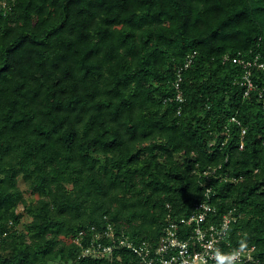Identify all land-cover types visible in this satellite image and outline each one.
<instances>
[{"label":"trees","instance_id":"obj_1","mask_svg":"<svg viewBox=\"0 0 264 264\" xmlns=\"http://www.w3.org/2000/svg\"><path fill=\"white\" fill-rule=\"evenodd\" d=\"M256 54L264 0H0V264H119L69 238L110 221L156 245L207 185L225 249L264 264V70L244 96L225 59Z\"/></svg>","mask_w":264,"mask_h":264},{"label":"built area","instance_id":"obj_2","mask_svg":"<svg viewBox=\"0 0 264 264\" xmlns=\"http://www.w3.org/2000/svg\"><path fill=\"white\" fill-rule=\"evenodd\" d=\"M228 58L242 66L243 74L239 83L243 88L244 96H249L256 87L253 79L254 71L255 69L264 70V60L259 54L252 57L241 55L229 57L226 55L225 59ZM191 61L192 56H188L184 65L178 70L175 85L178 90L177 99L179 101H184L180 86L182 71L189 66ZM232 121L241 123L236 115L232 116ZM241 127L242 141L240 147L243 148V139L247 128L243 125ZM214 173L216 170L213 168L202 171V174L206 176V182L211 180ZM223 178L227 180V177ZM212 194V186L207 185L206 198L196 203L192 214L178 219L169 217L164 226L163 235L156 245L149 240L139 242L131 240L123 232H118L110 221L104 227L90 225L82 228L69 239L80 247L79 258L110 256L112 259L116 258L119 264H126L124 255H122L124 250L131 251L135 255L128 264H217L215 258L217 252L225 256L239 252L240 254L234 264L253 259V248L244 249L242 252L240 249H225L224 242L234 217L231 213H225L219 220L213 218L214 215L211 213L214 214L217 208L211 202Z\"/></svg>","mask_w":264,"mask_h":264},{"label":"clouds","instance_id":"obj_3","mask_svg":"<svg viewBox=\"0 0 264 264\" xmlns=\"http://www.w3.org/2000/svg\"><path fill=\"white\" fill-rule=\"evenodd\" d=\"M247 247L246 243L241 242L240 244V251L242 252L245 248ZM239 252L237 253H233L229 256H225L219 252L216 253V261L217 264H234V262L237 260L238 256H239Z\"/></svg>","mask_w":264,"mask_h":264},{"label":"rangeland","instance_id":"obj_4","mask_svg":"<svg viewBox=\"0 0 264 264\" xmlns=\"http://www.w3.org/2000/svg\"><path fill=\"white\" fill-rule=\"evenodd\" d=\"M20 186L23 190H25L26 195L29 196L30 195L29 185L23 180H20ZM28 219H29V216H26L25 220H28Z\"/></svg>","mask_w":264,"mask_h":264}]
</instances>
